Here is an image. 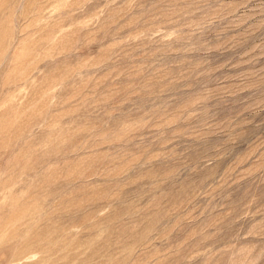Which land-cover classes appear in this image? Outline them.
<instances>
[{
    "label": "rangeland",
    "instance_id": "374dc122",
    "mask_svg": "<svg viewBox=\"0 0 264 264\" xmlns=\"http://www.w3.org/2000/svg\"><path fill=\"white\" fill-rule=\"evenodd\" d=\"M0 264H264V0H0Z\"/></svg>",
    "mask_w": 264,
    "mask_h": 264
}]
</instances>
